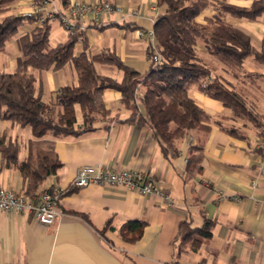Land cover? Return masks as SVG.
Masks as SVG:
<instances>
[{
  "label": "crops",
  "instance_id": "0c3cea01",
  "mask_svg": "<svg viewBox=\"0 0 264 264\" xmlns=\"http://www.w3.org/2000/svg\"><path fill=\"white\" fill-rule=\"evenodd\" d=\"M109 2L121 7L120 12L101 13L97 19L87 14L80 20L89 55L109 48L128 66L140 73L150 65L148 43L140 31L153 29L156 15L162 11L156 0H69L71 2ZM248 7L252 0H227ZM61 12L66 6L52 0ZM29 0H16L13 11L22 14ZM213 15L206 8L197 18L204 22ZM235 27L249 35L251 44L260 50L264 37V15L254 20L228 17ZM29 24H32L31 26ZM50 45L68 38L59 21L50 22ZM19 36L35 27L26 23ZM20 27V28H21ZM18 38V37H17ZM16 38L13 53L5 50L8 59L0 58V68L11 72L20 54ZM8 43V42H7ZM84 41L75 44L80 53ZM198 55L212 69L237 87L264 119V66L245 60L244 71L232 76L226 67L208 54L202 41ZM1 53V52H0ZM97 72L120 79L117 69L95 64ZM100 70V71H99ZM261 75H247L248 73ZM70 79L64 83L66 76ZM43 100L60 107L56 91L74 85L76 71L71 63L58 70L41 72ZM40 87V86H39ZM191 98L213 121L223 126L244 130L246 138L229 135L213 122L208 132L192 131L175 141L176 153L166 155L151 132L133 122H124L130 115L114 89L95 94V102L107 110L97 116L92 129L77 134L53 137L60 166L46 178L40 192L50 189L57 195L58 215L50 225L38 222L29 211L0 210V264H264V156L257 150L258 132L242 119L235 118L223 104L200 88L192 87ZM76 125L82 126V114L75 108ZM6 133L23 144L31 138L29 127L8 121L0 122V135ZM52 137V136H47ZM203 146L202 170L186 182L185 165L189 143ZM27 155L25 147L20 159ZM102 164L108 169H133L145 173L160 190L169 194L167 205L153 193L140 194L122 186L89 184L67 195H59L71 182L79 167ZM0 185L23 191V179L15 167L0 162ZM203 216L214 222L211 237L196 252L185 251L175 257L180 222L200 225ZM129 220L142 221L140 232L121 230ZM139 236L133 240L128 237Z\"/></svg>",
  "mask_w": 264,
  "mask_h": 264
},
{
  "label": "trees",
  "instance_id": "16d2710c",
  "mask_svg": "<svg viewBox=\"0 0 264 264\" xmlns=\"http://www.w3.org/2000/svg\"><path fill=\"white\" fill-rule=\"evenodd\" d=\"M16 0H0V52L21 26L31 19L13 11ZM66 9L69 0H60ZM161 8L154 20L153 31L160 61L150 60L149 68L140 73L125 64L116 52L103 48L89 55L82 32L68 34V38L52 46L49 42L50 22H44L17 38L19 55L15 68L8 72L0 68V122L8 121L29 127L31 138L24 144L6 133L0 135V162L5 167L18 169L23 179V191L37 197L40 187L61 165L55 152L53 137L77 134L92 129L97 116L107 110L95 102V94L114 89L120 101L130 110L124 122H133L147 128L166 155L176 153L175 141L192 131L208 132L207 123L213 122L229 135L246 138L244 130L223 126L213 121L190 96L192 87L200 88L209 97L220 101L232 116L242 119L259 134H264L263 116L240 90L222 74L212 75V69L198 55L197 43L202 41L209 55L221 62L232 76L244 71L245 60L264 66V37L261 48L251 44L248 34L231 24L227 18L254 20L264 15V0H252L248 7L237 6L227 0H156ZM211 8L213 15L204 22L199 15ZM84 41L83 50L75 54V44ZM71 63L76 71L74 85H64L56 91L62 101L60 107L43 100L40 74L58 70ZM95 64L113 67L122 73L120 79L97 72ZM247 75H261L248 73ZM40 86V87H39ZM76 106L81 110L82 126L76 125ZM52 137H47V136ZM25 147L27 155L20 159ZM259 151V149H257ZM203 146L191 143L186 154L185 176L188 182L202 170ZM50 190V189H49ZM76 188L67 187L59 195H67ZM52 191V190H50ZM143 222L129 220L121 232H140ZM214 222L203 216L200 225L191 221L180 222L175 257L183 252H196L202 242L211 237ZM125 236V235H124ZM139 236L128 237L133 240ZM196 264H206L200 258Z\"/></svg>",
  "mask_w": 264,
  "mask_h": 264
},
{
  "label": "built area",
  "instance_id": "2783aa9c",
  "mask_svg": "<svg viewBox=\"0 0 264 264\" xmlns=\"http://www.w3.org/2000/svg\"><path fill=\"white\" fill-rule=\"evenodd\" d=\"M114 11L120 12L121 7L109 2L80 3L75 1L69 4L65 12H61L52 0H29V7L21 15L31 19L35 26L57 20L68 34H73L83 30L79 22L87 14L91 15L93 19H97L101 13ZM139 35L144 37L148 43L151 60L158 63L160 55L153 29L140 31ZM257 149L264 156V134L259 138ZM89 184L122 186L140 194L153 193L160 196L167 205L172 203L170 195L160 190L151 176L133 169L113 170L102 164L83 165L77 169L71 186L82 188ZM0 210L33 212L38 222L50 225L58 215L57 195L55 192L46 189L33 198L25 194L24 191L0 185Z\"/></svg>",
  "mask_w": 264,
  "mask_h": 264
},
{
  "label": "rangeland",
  "instance_id": "374dc122",
  "mask_svg": "<svg viewBox=\"0 0 264 264\" xmlns=\"http://www.w3.org/2000/svg\"><path fill=\"white\" fill-rule=\"evenodd\" d=\"M33 23V22H32ZM30 26L32 24H29ZM23 28L21 27L18 31V34H16L10 41H8L7 43V50L9 53H13L16 49V38L19 36V32L22 30ZM17 50V49H16ZM8 54L7 53H0V58L1 59H8ZM100 71V70H99ZM66 76V75H65ZM70 79L66 76L65 80H64V83H67V81H69ZM260 138V137H259ZM259 138H258V141H256V147L258 146V143H259Z\"/></svg>",
  "mask_w": 264,
  "mask_h": 264
}]
</instances>
